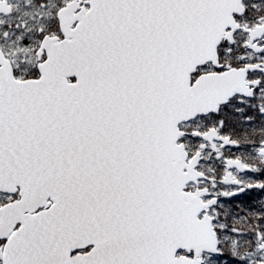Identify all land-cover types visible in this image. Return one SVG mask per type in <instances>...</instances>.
I'll return each mask as SVG.
<instances>
[{
	"label": "snow or ice",
	"instance_id": "obj_1",
	"mask_svg": "<svg viewBox=\"0 0 264 264\" xmlns=\"http://www.w3.org/2000/svg\"><path fill=\"white\" fill-rule=\"evenodd\" d=\"M0 264H264V0H0Z\"/></svg>",
	"mask_w": 264,
	"mask_h": 264
}]
</instances>
